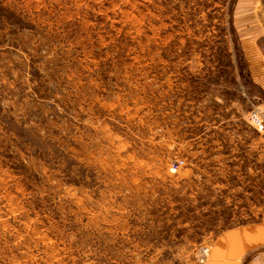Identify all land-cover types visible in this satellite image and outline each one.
<instances>
[{"label":"rangeland","instance_id":"1","mask_svg":"<svg viewBox=\"0 0 264 264\" xmlns=\"http://www.w3.org/2000/svg\"><path fill=\"white\" fill-rule=\"evenodd\" d=\"M252 111L264 0H0V264H226Z\"/></svg>","mask_w":264,"mask_h":264},{"label":"crops","instance_id":"2","mask_svg":"<svg viewBox=\"0 0 264 264\" xmlns=\"http://www.w3.org/2000/svg\"><path fill=\"white\" fill-rule=\"evenodd\" d=\"M215 261L218 255L226 264H264V220L225 230L211 246Z\"/></svg>","mask_w":264,"mask_h":264},{"label":"built area","instance_id":"3","mask_svg":"<svg viewBox=\"0 0 264 264\" xmlns=\"http://www.w3.org/2000/svg\"><path fill=\"white\" fill-rule=\"evenodd\" d=\"M248 122L258 132L260 141L264 143V120L260 112H250L248 115Z\"/></svg>","mask_w":264,"mask_h":264}]
</instances>
